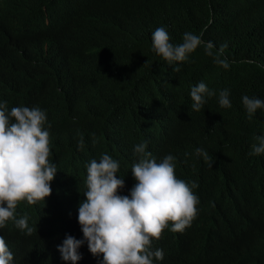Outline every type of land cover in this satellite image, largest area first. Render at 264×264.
Masks as SVG:
<instances>
[{"label":"trees","instance_id":"16d2710c","mask_svg":"<svg viewBox=\"0 0 264 264\" xmlns=\"http://www.w3.org/2000/svg\"><path fill=\"white\" fill-rule=\"evenodd\" d=\"M161 27L173 45L188 32L212 41L214 53L227 44L229 67L203 46L170 65L152 47ZM200 82L216 95L196 112L190 91ZM225 89L230 108L218 103ZM244 96L264 101V0H0V102L46 113L57 167L45 201L17 206L32 235L14 220L0 229L12 264H72L58 246L83 239L86 166L111 156L125 182L119 194L130 196L142 142L158 162L175 156L176 177L198 185L194 226L172 232L169 223L153 239L158 264H264V154L249 155L252 137L264 135V108L249 120Z\"/></svg>","mask_w":264,"mask_h":264},{"label":"clouds","instance_id":"9594fccd","mask_svg":"<svg viewBox=\"0 0 264 264\" xmlns=\"http://www.w3.org/2000/svg\"><path fill=\"white\" fill-rule=\"evenodd\" d=\"M152 42L153 50L170 65L187 61L189 54L203 46L205 54L214 57L217 65L229 67L227 59L221 58L227 44L214 53L212 41L205 42L191 32L183 35L182 43L173 45L169 33L157 28L152 33ZM173 70L180 71L179 67ZM215 95L203 82L193 86L191 110L199 112L206 102L205 96ZM218 103L222 108L231 107L229 90L219 92ZM242 103L249 120L258 109L264 108V101L256 97L244 96ZM46 120V113L39 107L20 106L8 111L7 103L0 102V229L7 221L14 220L16 228L32 235L35 229L29 227L28 217L16 219L17 206L22 201L35 205L52 194L51 182L57 167L49 160L50 134L44 127ZM252 139L249 155L264 154V135H254ZM83 146L81 139L79 147ZM146 149L143 142L134 148L138 161L132 165L131 172L137 183L130 196L119 194L125 182L117 178L119 163L111 156L102 154L99 161L92 159L86 166L87 190L83 193L86 200L78 209L83 239L66 237L58 246L63 260L77 264L82 258L78 250L87 242L85 264H158L157 260L163 259V250L152 249L153 239L159 240L169 223L172 232H182L190 226L199 203L192 189L198 185L193 183L190 187L176 177L175 156L168 154L158 162ZM196 154L212 166L205 150L197 149ZM12 262L13 253L0 236V264Z\"/></svg>","mask_w":264,"mask_h":264}]
</instances>
